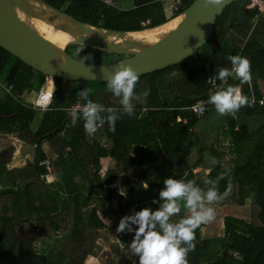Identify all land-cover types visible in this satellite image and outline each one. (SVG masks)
<instances>
[{
  "label": "trees",
  "instance_id": "trees-1",
  "mask_svg": "<svg viewBox=\"0 0 264 264\" xmlns=\"http://www.w3.org/2000/svg\"><path fill=\"white\" fill-rule=\"evenodd\" d=\"M44 1L80 21L123 31L152 28L176 15L166 16L163 0ZM181 1L184 9L194 0ZM250 1L233 0L224 8L216 19L213 35L192 56L139 75L136 92L147 91L146 101H134V115L118 120L115 132L105 124L94 136L85 132L82 120L73 126L67 109L82 89H89V80L67 81L65 99L63 80L53 78L51 110L35 109L31 101L23 100V93L33 89L37 78L39 91L46 76L0 46V75L6 74L4 80L12 85L0 99V115H8L0 118V135L14 134L33 145V159L21 168L7 170V160L0 159L4 186L0 190V264H83L91 248L75 258L65 251L63 242L75 241L79 248V238H96V232L107 229L99 213L117 217L144 207L155 210L162 203L159 191L166 178L192 180L206 188L207 175L212 180L224 176L218 185L221 193H230L224 200L240 206L249 201V219L226 214L223 233L212 237L201 236L200 226L195 231V250L188 254L189 264H264V95L260 87L263 84L264 88V12L258 6L246 10ZM146 19L149 24H142ZM80 46H68L66 51L80 60ZM104 53L87 46L79 52L98 56ZM236 54L251 61V85H241L234 75L228 83L254 97V105L241 108L235 118L219 116L213 105L200 117L188 111L185 107L206 97V79L215 78L221 67L230 68L227 57ZM124 57L119 55V59ZM101 83L103 90L97 98L90 90L89 99L120 108L119 99L106 90V82ZM26 128L41 140L30 138ZM44 143L51 154L58 155L52 163L60 176L56 180L48 179L50 174L42 164L49 155ZM7 150L11 156L13 148ZM226 152L232 154V162L227 165L223 160ZM105 157L114 162V167L106 170L104 179L126 176L124 190H112L107 203L97 177L102 168L100 160ZM212 158L217 160L216 165L210 163ZM195 167L201 169L194 172ZM205 169H209L207 175ZM66 212L71 219L69 231L54 239L55 232L67 228ZM185 215L182 207L180 216L172 220ZM31 219L40 224L48 222L50 233L37 235L41 237H33L34 241L19 235L17 224ZM133 235L122 233V243L128 245ZM134 264H139L138 256Z\"/></svg>",
  "mask_w": 264,
  "mask_h": 264
},
{
  "label": "water",
  "instance_id": "water-1",
  "mask_svg": "<svg viewBox=\"0 0 264 264\" xmlns=\"http://www.w3.org/2000/svg\"><path fill=\"white\" fill-rule=\"evenodd\" d=\"M232 1L208 3L206 0H194L171 17H181L175 25L158 33H148L147 30L162 26L171 18L152 28L123 31L80 21L44 0H0V46L45 76L61 78L67 99L66 83L69 80L106 82V74L122 64L132 66L141 75L189 58L213 35L217 17ZM32 19L66 32L68 40L62 46L57 45L35 29ZM81 43L126 57L109 63L85 61L81 64L66 51L68 46ZM5 116L8 115H0V118ZM26 132L33 140H41L34 137L28 128Z\"/></svg>",
  "mask_w": 264,
  "mask_h": 264
},
{
  "label": "clouds",
  "instance_id": "clouds-1",
  "mask_svg": "<svg viewBox=\"0 0 264 264\" xmlns=\"http://www.w3.org/2000/svg\"><path fill=\"white\" fill-rule=\"evenodd\" d=\"M206 2L218 3L219 0H206ZM83 47L81 43L77 54ZM91 59V54H88L80 57L79 63L84 64L85 61L90 62ZM227 59L231 67H221L216 71L215 79L220 84L209 96L207 102L214 106L219 116L231 115L235 118L241 108L252 107L255 100L254 97L250 98L245 95L241 87L230 85L228 80L234 75L241 85H251V61L239 54L230 55ZM138 82L139 73L130 65L122 64L113 72L106 74V90L119 99L120 108L106 107L95 102L89 99L90 90L82 89L80 96L85 102L69 110L72 125L75 126L78 121L82 120L84 130L89 136H94L105 124L109 131L115 132L118 120H121L124 115L128 117L134 115L135 104L133 102L146 101L147 91L136 92ZM53 93L44 98L45 110H51ZM210 163L216 165L217 160L212 158ZM223 178L224 176L221 175L216 180L206 179L204 181L206 188L199 187L192 180L166 178L163 182L164 187L159 191L162 203L157 209L144 207L119 220L115 230L117 233L134 232L133 239L127 246L128 253L138 256L139 264H189L188 254L194 251L196 246V229L202 224L213 221L216 217V210L211 205L230 195L227 190L223 193L219 191V179ZM147 187L148 185L145 184L144 188L147 189ZM121 195L124 194L121 193ZM153 203L156 201L154 200ZM182 207L187 215L173 221V217L180 216ZM107 223L109 225L110 221ZM133 225L136 226L135 229Z\"/></svg>",
  "mask_w": 264,
  "mask_h": 264
},
{
  "label": "rangeland",
  "instance_id": "rangeland-1",
  "mask_svg": "<svg viewBox=\"0 0 264 264\" xmlns=\"http://www.w3.org/2000/svg\"><path fill=\"white\" fill-rule=\"evenodd\" d=\"M169 1V0H168ZM166 2V1H165ZM257 1L251 0L246 6L245 9L249 10L254 7L261 8L259 4H257ZM167 9L169 7L168 3L166 5ZM172 19V18H171ZM88 54H78L77 57H83ZM91 61L93 63H109L114 60H119V55L111 53V52H105L104 55H95L91 54ZM38 79V78H37ZM37 79H35L33 82V89L29 92L26 91L23 94H26V100L23 99L24 101L27 102V100H31L33 96L38 91L37 87ZM90 81V80H89ZM0 83H3L2 80H0ZM87 88L91 90L95 94V98H97L98 93L103 90L104 83H101L100 81H95L88 83ZM261 90L264 95V88L263 84H260ZM0 94L3 96L5 95V92L2 87H0ZM28 98V99H27ZM34 127V126H33ZM8 147H12L13 151L11 156H8ZM44 149L49 155L51 154V150L49 149V146L47 143L43 144ZM225 148V144L220 147V150H223ZM0 152H3V156L0 158L1 160L6 159V169L7 170H14L16 168H21L24 166L28 161H31L33 159V145L30 143H27L21 139L18 138L17 135L14 134H7V135H0ZM194 154V153H193ZM232 154L226 152L223 155V160L225 164H229L231 161ZM102 168L98 173V178L101 180L100 181V186L105 190L106 196L103 197L104 202H108L110 199L111 191L112 190H117L119 192L124 190L123 186V181L126 176L121 174L120 178H108L104 179L103 174L106 172L107 169L113 168L114 167V162L109 158L105 157L100 160ZM201 168L200 167H195L193 170L194 172H198ZM205 175L209 173V169L204 170ZM2 176V175H0ZM207 175L206 179H210ZM60 176L58 172L56 173L54 167L52 169V174L48 177L49 180H56ZM5 178V176L3 177ZM48 179H46L48 181ZM4 186L1 184V179H0V190H2ZM230 197V196H229ZM249 201H247L244 205H238L237 203L230 202L229 200H222L218 203H215L211 205V207L215 208L216 210V217L213 221L207 223V224H202L201 225V236H206V237H212L216 235H221L223 233V216L226 214H232L233 216L239 217V218H244V219H249ZM114 206H116V200L114 202ZM71 212V211H70ZM67 213V212H66ZM133 212L130 211L126 215H132ZM187 214V212H186ZM100 217L102 220L107 224V229H103L102 231L99 230L96 232V238H79V240L82 241V245L77 248L75 246V241L74 242H69L65 241L63 242V247L66 252H68L70 255L74 256L75 258H78L82 256L83 250H88L91 248V253L88 254L84 260L83 264H134V260L136 258V255L131 254L130 252L128 253L127 251V246L126 244H123L121 241V235L122 233H117L116 227L119 223V220L125 216V215H119V216H111V215H102L99 213ZM104 218V219H103ZM70 213H67V228L63 229L62 232H55L53 234V238L57 239L61 237V233H68L71 222H70ZM110 221V224L108 225L107 221ZM29 222H32L29 224ZM41 224L44 225L45 227V232L44 234L50 233L49 229L50 226L48 222H42ZM39 225L35 219H31V221H24L23 223L17 224V229H18V234H20V230L23 227L24 231L28 230L29 228H32V226ZM40 226V225H39ZM133 229H135V225L132 226ZM134 234V232L132 233ZM40 235V234H39ZM35 237V239L33 238ZM28 237L29 240H36V238L41 237V236H33ZM33 240V241H34Z\"/></svg>",
  "mask_w": 264,
  "mask_h": 264
},
{
  "label": "built area",
  "instance_id": "built-area-1",
  "mask_svg": "<svg viewBox=\"0 0 264 264\" xmlns=\"http://www.w3.org/2000/svg\"><path fill=\"white\" fill-rule=\"evenodd\" d=\"M166 1V2H165ZM254 1V0H253ZM257 1L261 8L260 11L264 12V1H260V0H255ZM104 2L109 3L110 0H104ZM164 5H165V13L167 17H170L174 14L179 13L182 9H183V4L181 0H163ZM169 5L168 9L166 7V5ZM258 15H255L254 18H252V22L255 23L256 22V18ZM149 20L146 19L142 22V24L144 25H148L149 24ZM206 84H207V92H206V97L202 98V99H198L195 103H193L191 106L187 107L188 110H190L191 112H193L197 117L202 116L205 111L208 109V107L212 104L208 103V99L209 96L216 91L217 87L219 86L220 82H218V80H216L213 77H208L206 79ZM3 87L5 88V90L9 93L11 91L12 85L4 82ZM54 90V85H53V80L50 77H46L45 81L43 82V85L41 86L40 90L35 94L34 99L31 101L32 102V106L35 109L38 110H45V108L43 107V101L44 98L46 96H48L50 93H53ZM85 101L80 97H78L76 99V101L70 105L67 109L68 111L77 106V105H82ZM177 120H180V118H177ZM186 117L183 118V121H186ZM58 155L57 154H52V155H48L46 158L43 159L42 164L45 165V167L47 168L48 174H52V163L53 161H55L57 159Z\"/></svg>",
  "mask_w": 264,
  "mask_h": 264
},
{
  "label": "bare ground",
  "instance_id": "bare-ground-1",
  "mask_svg": "<svg viewBox=\"0 0 264 264\" xmlns=\"http://www.w3.org/2000/svg\"><path fill=\"white\" fill-rule=\"evenodd\" d=\"M181 17H176V18H172L169 22H167L166 24L153 28V29H149L146 32L151 33V32H160L161 30L165 29L167 26H173L175 25ZM32 25L35 27L36 30H38L39 33H41L42 35H44L45 38L51 40L52 42L56 43L59 46H62L65 44V42L68 40L69 38V34H67L64 31H61L59 29H55L52 26L48 25L45 22H42L38 19H32L31 21Z\"/></svg>",
  "mask_w": 264,
  "mask_h": 264
},
{
  "label": "flooded vegetation",
  "instance_id": "flooded-vegetation-1",
  "mask_svg": "<svg viewBox=\"0 0 264 264\" xmlns=\"http://www.w3.org/2000/svg\"><path fill=\"white\" fill-rule=\"evenodd\" d=\"M32 222H29V224H31ZM38 223V222H37ZM40 225V226H39ZM39 225H34L32 226V228H29L28 230L24 231L22 229H24L23 227H21L22 229L20 230V234L24 237H33V236H37L39 234H42L44 233L46 230H45V227L43 224H40Z\"/></svg>",
  "mask_w": 264,
  "mask_h": 264
},
{
  "label": "crops",
  "instance_id": "crops-1",
  "mask_svg": "<svg viewBox=\"0 0 264 264\" xmlns=\"http://www.w3.org/2000/svg\"><path fill=\"white\" fill-rule=\"evenodd\" d=\"M5 75L6 74H1L0 75V80H2V82L4 83V82H6L5 80H4V78H5ZM3 83H0V87H2L3 88V90H4V92L6 93V90H5V88L3 87ZM31 91V90H30ZM29 91V92H30ZM3 96L0 94V99L2 98ZM23 99H25L26 100V94H23ZM28 99V98H27ZM34 99V96H33V98L31 99V100H27V102H29V101H32Z\"/></svg>",
  "mask_w": 264,
  "mask_h": 264
}]
</instances>
